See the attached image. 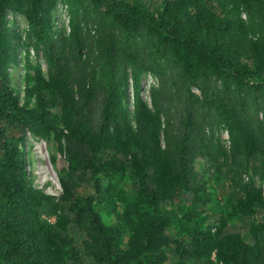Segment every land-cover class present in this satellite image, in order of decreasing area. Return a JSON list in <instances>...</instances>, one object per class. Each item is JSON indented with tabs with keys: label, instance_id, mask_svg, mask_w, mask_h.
<instances>
[{
	"label": "trees",
	"instance_id": "trees-1",
	"mask_svg": "<svg viewBox=\"0 0 264 264\" xmlns=\"http://www.w3.org/2000/svg\"><path fill=\"white\" fill-rule=\"evenodd\" d=\"M57 1L0 0V264H264L259 231L244 239L223 217L215 231L198 223L211 194L195 168L201 156L222 172L226 128V173L240 190L228 213L264 207L239 181L248 169L264 180V0H63L66 35L52 23ZM8 11L25 17L23 38ZM20 48L23 102L9 73ZM28 133L63 155L59 195L33 182ZM125 179L130 193L114 182Z\"/></svg>",
	"mask_w": 264,
	"mask_h": 264
},
{
	"label": "rangeland",
	"instance_id": "rangeland-1",
	"mask_svg": "<svg viewBox=\"0 0 264 264\" xmlns=\"http://www.w3.org/2000/svg\"><path fill=\"white\" fill-rule=\"evenodd\" d=\"M68 8L67 4L63 0H58L52 11V23L55 30L61 31L64 35L69 32L68 26ZM8 26H14L18 32L24 37L25 30L27 28V22L25 17L20 13H13L8 11L7 13ZM27 52L24 48L19 49V59L17 64H12L9 68L11 75V83L16 86L17 92L20 96V101H25L24 97V63ZM28 59L33 66L40 67L44 72L46 71L45 62L39 51L29 49ZM158 86L157 78L150 72L146 73L142 79L141 94L144 100L150 103V87ZM193 90L199 94L198 89ZM130 108L132 109V91L130 89L129 98L127 99ZM32 104V100H30ZM258 117L264 125V114L258 112ZM217 135L220 143L222 144L226 156L220 158L222 166V172L216 173L215 169L209 168L205 160L198 156L195 159V168L198 172H204L206 176L207 189L211 194L210 200L206 203L201 210H198L199 222L204 227H211L212 231H215L220 224V217L225 218L228 225L234 226L241 231L242 237L248 239L252 230L260 232V238L264 244V230L261 227L264 225V207L261 211L255 212L252 216L238 215L228 213L231 208L230 200L232 197L239 196L240 190H238L237 183L233 181V177L226 173V170L232 163V157H230L231 144L229 139L228 130L224 127L217 131ZM24 151L27 158V167L30 171L33 182L42 187L45 191L54 195H59L61 187L59 184L57 170L66 166L65 159L62 154L56 150V144L53 141L47 142L44 139L34 136L30 133L26 136ZM55 156V164L51 162V155ZM228 165V167H227ZM236 167V166H235ZM235 175V174H233ZM235 177V176H234ZM241 178L239 181L242 183L251 182V184L261 190L264 197V180H261L257 174L253 173L251 169L242 171L239 175ZM236 178V177H235ZM115 180L114 182L121 185L125 192L130 193L131 184L128 179L123 181ZM118 209H122V205L118 204ZM105 223H112L114 220L113 214H110L106 206L102 204H96ZM197 215V214H195ZM51 221H54V217H48ZM198 221V220H197ZM254 225V226H253ZM252 226V227H251ZM178 240H187V235L184 231H178L175 235ZM166 249L169 252L170 262L173 261V257L176 255L174 243L167 246ZM214 256V253H213Z\"/></svg>",
	"mask_w": 264,
	"mask_h": 264
}]
</instances>
